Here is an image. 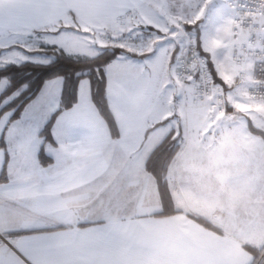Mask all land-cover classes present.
Here are the masks:
<instances>
[{
    "label": "snow or ice",
    "instance_id": "obj_1",
    "mask_svg": "<svg viewBox=\"0 0 264 264\" xmlns=\"http://www.w3.org/2000/svg\"><path fill=\"white\" fill-rule=\"evenodd\" d=\"M0 264H264V0H0Z\"/></svg>",
    "mask_w": 264,
    "mask_h": 264
},
{
    "label": "trees",
    "instance_id": "obj_2",
    "mask_svg": "<svg viewBox=\"0 0 264 264\" xmlns=\"http://www.w3.org/2000/svg\"><path fill=\"white\" fill-rule=\"evenodd\" d=\"M72 66L69 64H62L60 70L61 71H71ZM48 69H40V68H29L25 74H39L41 72H47Z\"/></svg>",
    "mask_w": 264,
    "mask_h": 264
},
{
    "label": "built area",
    "instance_id": "obj_3",
    "mask_svg": "<svg viewBox=\"0 0 264 264\" xmlns=\"http://www.w3.org/2000/svg\"><path fill=\"white\" fill-rule=\"evenodd\" d=\"M241 2H243V0H241ZM247 2L251 3V0H247Z\"/></svg>",
    "mask_w": 264,
    "mask_h": 264
}]
</instances>
